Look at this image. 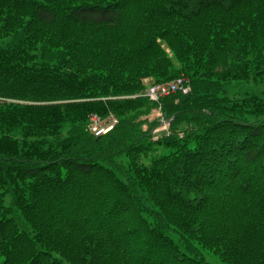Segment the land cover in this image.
<instances>
[{
    "label": "trees",
    "instance_id": "16d2710c",
    "mask_svg": "<svg viewBox=\"0 0 264 264\" xmlns=\"http://www.w3.org/2000/svg\"><path fill=\"white\" fill-rule=\"evenodd\" d=\"M263 79L264 0H0V264H264Z\"/></svg>",
    "mask_w": 264,
    "mask_h": 264
},
{
    "label": "rangeland",
    "instance_id": "374dc122",
    "mask_svg": "<svg viewBox=\"0 0 264 264\" xmlns=\"http://www.w3.org/2000/svg\"><path fill=\"white\" fill-rule=\"evenodd\" d=\"M182 77L185 78L187 81L189 80L187 76H182ZM225 92L230 97L249 95V94L262 95L264 94V79L259 80L257 82L252 80H248V81L234 80L226 86ZM160 114H161L160 111L155 109L149 117L151 120L159 119L161 117ZM161 121L162 123L160 124V126L157 127L156 132L153 133L154 139L159 138L161 135L169 131V125L166 126L168 120L166 118H163ZM173 237L176 240H179V235L177 233H173ZM199 254L200 256L205 258L208 264H225V262L222 261V259L217 254L206 248L199 247Z\"/></svg>",
    "mask_w": 264,
    "mask_h": 264
},
{
    "label": "built area",
    "instance_id": "2783aa9c",
    "mask_svg": "<svg viewBox=\"0 0 264 264\" xmlns=\"http://www.w3.org/2000/svg\"><path fill=\"white\" fill-rule=\"evenodd\" d=\"M177 90H183V92H187L189 90V87H187V80L185 78H178L168 83L151 85L147 90V94L151 99L157 100L160 97L168 95L169 93L175 92ZM93 119L96 122L98 121V118L96 116H94ZM92 129L96 132L97 135L106 131L102 128H99L96 124Z\"/></svg>",
    "mask_w": 264,
    "mask_h": 264
},
{
    "label": "bare ground",
    "instance_id": "6f19581e",
    "mask_svg": "<svg viewBox=\"0 0 264 264\" xmlns=\"http://www.w3.org/2000/svg\"><path fill=\"white\" fill-rule=\"evenodd\" d=\"M187 87H189V89H191L190 85H187ZM148 88H149V87H146L145 90H148ZM177 91H179V90H177ZM177 91H175V92H177ZM182 91H183V90H182ZM188 91H190V90H188ZM188 91H187V92H188ZM187 92H184V93H187ZM172 93H174V92H172ZM169 94H171V93H169ZM169 94H168V95H169ZM165 96H166V95H165ZM162 97H163V96H162ZM160 98H161V97H160ZM160 98H159V99H160ZM159 99H157V100H155V101H159Z\"/></svg>",
    "mask_w": 264,
    "mask_h": 264
}]
</instances>
